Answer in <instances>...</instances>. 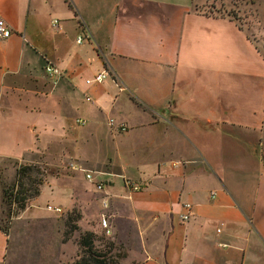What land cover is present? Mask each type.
<instances>
[{"label":"crops","instance_id":"1","mask_svg":"<svg viewBox=\"0 0 264 264\" xmlns=\"http://www.w3.org/2000/svg\"><path fill=\"white\" fill-rule=\"evenodd\" d=\"M0 18V166L57 171L0 230V264L13 238L9 264H71L73 210L96 234L105 214L133 264H264L263 36L194 0H0Z\"/></svg>","mask_w":264,"mask_h":264},{"label":"rangeland","instance_id":"2","mask_svg":"<svg viewBox=\"0 0 264 264\" xmlns=\"http://www.w3.org/2000/svg\"><path fill=\"white\" fill-rule=\"evenodd\" d=\"M194 8L202 13L209 15L229 14L231 17L237 20L238 25L244 30H246V32L250 35V37L262 38L260 36H263L264 39V34L260 33V28L262 29V27H264V23L261 21V17L264 16V3L262 0H194ZM3 105L4 104H2V106ZM6 112L7 111H2L0 109V125L3 121V118L10 116V114L8 113L6 114ZM13 167H16L15 162L13 161H4L0 166V228L8 227L10 229L12 220L17 217L7 213L9 209L14 211L15 207L14 206L8 207L1 201L2 198L1 189L6 187L10 188L14 182V179L10 178L9 175V170H13ZM45 168L47 169V174H48L45 179L46 181L48 178L56 175L57 171L56 169L50 167H45ZM76 216L79 218L78 221H80L82 215H80L76 210H73L66 214H62L60 217V221L62 224V228H61L62 240L64 242L71 241L66 246L65 253L63 254L64 257L66 258H70L76 253L77 247L72 243V241L74 237L76 238L78 237V231L71 233L68 239L64 240V234L67 231V228L64 225L68 218L74 219L76 218ZM78 221L75 223L76 226L78 224ZM9 229H8V233H9ZM78 229L79 232H81L80 228ZM96 235H97L96 245L98 247H101L105 241L111 240L105 235H102L99 229L97 230ZM14 241L15 239L13 238L12 242L10 243L8 253L6 255V263L8 264L11 263L13 256L16 255L17 252V249L14 248L15 245ZM119 252L122 255H124V258L120 260V264H133L127 259L128 250L126 247L121 246V250ZM74 258L76 257L74 256Z\"/></svg>","mask_w":264,"mask_h":264},{"label":"trees","instance_id":"3","mask_svg":"<svg viewBox=\"0 0 264 264\" xmlns=\"http://www.w3.org/2000/svg\"><path fill=\"white\" fill-rule=\"evenodd\" d=\"M47 175L45 166L36 164L17 166L11 187L1 189V201L8 207H15L14 211L9 209L7 213L18 216L23 212L28 203L39 195L40 187L45 182ZM78 220L77 216L74 219L68 218L64 225L67 228L64 240H67L71 233L78 231L76 238L78 253L71 264H120V260L124 258V255L119 252L121 246L112 240H107L101 247H98L96 233L79 232L75 224ZM8 229V227L0 228L4 234H8Z\"/></svg>","mask_w":264,"mask_h":264},{"label":"built area","instance_id":"4","mask_svg":"<svg viewBox=\"0 0 264 264\" xmlns=\"http://www.w3.org/2000/svg\"><path fill=\"white\" fill-rule=\"evenodd\" d=\"M53 26H57V21L53 22ZM12 34H13L12 29L6 25V23L4 22L3 19L0 18V41L7 40L8 38H10L12 36ZM83 40H84V38L82 36H79L77 38L76 42H77V44H80ZM44 73L46 74V76L51 78L52 81L54 79H58L62 76V72L58 68H56L53 64H51L49 62H47L45 67H44ZM105 76H106V73L103 72V74H100V75L94 77L93 81L96 83H100L102 81V79H104ZM87 83H89V81H87ZM108 125L112 127L113 121L110 120ZM119 129L121 132L127 131V129L124 125H120ZM85 179L88 182L94 184L96 191L104 196L101 201H102L103 208L107 209L109 201H108V197H107L108 195L106 193H104L105 184L103 182L95 181L93 175L90 173H87L85 175ZM124 186L130 192H137L141 189L140 184H138L136 182L128 181V180H126L124 182ZM212 196H214V193L212 194ZM183 208L186 210V213H183L180 216V219L183 222H187L190 218V214L188 213V211L190 210L191 206L189 204H185V205H183ZM47 209L58 212L57 209H52L51 207H47ZM99 224H100L101 230L103 231V235H105L106 237H109L111 234V231H110V226L108 223V218L105 214H101ZM219 232H220V230L218 229L217 233H219Z\"/></svg>","mask_w":264,"mask_h":264}]
</instances>
